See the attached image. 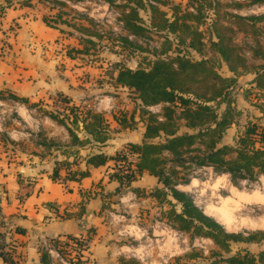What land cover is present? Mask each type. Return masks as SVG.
Masks as SVG:
<instances>
[{"label":"trees","instance_id":"obj_1","mask_svg":"<svg viewBox=\"0 0 264 264\" xmlns=\"http://www.w3.org/2000/svg\"><path fill=\"white\" fill-rule=\"evenodd\" d=\"M32 1H0V20L8 8L17 5L30 6ZM44 1H54L62 7L69 8L67 3L76 4L87 0ZM261 1L264 0H252L251 3ZM107 2L118 10L117 19L128 32L127 36H121L117 40L121 48L130 53L140 51L142 54L148 49L138 45L133 39H150L153 34L162 39L160 54L149 60L148 67L133 69L116 64L118 70L116 83L139 93L138 97L134 98L140 102L139 105L136 103L135 108L145 121V133L140 144L130 143L128 150L120 151L113 157L117 168L111 177L121 186L130 187L143 171L156 176L160 185L149 196L161 209L160 220L173 230L184 234L190 233L191 237L209 238L216 248L209 250L205 264H264V251L255 255L247 249L235 250L231 245L260 242L264 240V233L248 234V237L227 233L221 224L199 209L188 194L177 189L179 169L184 168L186 159H190L191 165L195 167L207 166L215 173L228 175L230 181L235 184L239 181L256 182L264 176V44L255 41L252 56L262 62L252 68L255 74L252 81L254 85L244 92L246 99L250 94L256 96V101H253L252 105L258 114L249 111L245 115L244 123H239L237 116L241 111L232 105L231 94L238 85V77L242 72L249 71V65L240 48L232 43V34L235 30L223 26V17L221 19L218 9L221 6L220 0H187L185 5L168 0H107ZM237 7L240 8L242 5L237 4ZM64 15V12L57 11L49 17L52 21L45 16L42 19L48 26L57 28L64 34L79 33L84 47L69 48L67 55L73 57L79 54L88 61H92L88 58L98 57L99 46H96V42L101 36L90 33L86 26H76L67 21ZM226 18L233 23L237 22L240 30L246 27L253 28L247 22H258L262 19L255 16L244 18L228 13ZM238 22L242 24L239 25ZM203 27L205 29H202ZM207 41L211 57L206 53ZM214 57L224 62L233 76L223 77L217 71V66L213 62ZM10 97L27 104L24 98L14 95ZM61 100L69 103L65 98ZM223 103L226 107L220 115L217 106ZM155 105L161 106L158 115L147 109ZM31 107L67 126L73 140L77 139V134L72 126H77L79 120L89 137L95 141L102 142L108 137L106 126L102 124V115L91 109L80 110L75 105H68L67 111L65 109L60 112L37 105ZM70 116H73L72 121ZM119 123L122 126H130L126 119H120ZM234 123L239 126L235 144L218 146L224 131ZM181 127L182 132L178 133ZM135 154L136 159H132L131 156ZM106 159V156L96 154L89 160L92 164L98 165L104 163ZM85 174L86 172H74L69 178L75 179L77 175L81 177ZM57 175L58 172L55 170L53 179H57ZM133 192L137 197L143 196L138 188L133 189ZM80 237L84 235L65 236L53 241L66 253L76 248L75 245L80 243ZM87 238L91 239L90 234ZM0 254L5 261L13 263L12 259L8 260V253ZM193 257L190 253L182 255L183 259ZM119 260L120 264H141L134 258L122 257ZM42 264H49L44 251Z\"/></svg>","mask_w":264,"mask_h":264},{"label":"crops","instance_id":"obj_2","mask_svg":"<svg viewBox=\"0 0 264 264\" xmlns=\"http://www.w3.org/2000/svg\"><path fill=\"white\" fill-rule=\"evenodd\" d=\"M0 28V232L5 237L0 253H8V260L13 261H5L0 254V264H42L44 241L89 234V264H120V258H128L129 248L117 244L118 238L102 214L126 188L111 177L117 168L113 157L128 150L130 143L140 144L143 140L145 121L135 108L136 101L126 94L118 101L120 91L128 88L116 83L117 69L106 82L97 61H88L79 54L67 55L69 48L84 47L79 33L66 34L73 39L67 44L61 42V30L20 6L6 10ZM43 46L49 50L43 51ZM254 77L253 72H247L249 88L254 85ZM10 95L26 99L27 104L17 103ZM31 105L60 112L67 111L68 105L91 109L102 115L108 137L95 141L79 120L77 126H72L77 134L73 140L67 126ZM245 115L244 120L242 111L237 116L239 123H244ZM117 119H126L130 126H122ZM137 120L139 131L135 129ZM233 128L234 138L227 141L226 135ZM238 130L239 126L232 124L218 146L234 145ZM96 154L107 159L94 165L89 159ZM55 170L57 179H53ZM74 172L86 174L70 179ZM150 179L152 183L148 184ZM159 185L156 176L143 171L123 194L136 196L133 189L138 188L143 196L137 199L148 198L156 203L149 194ZM238 248L257 255L264 251V240L239 243Z\"/></svg>","mask_w":264,"mask_h":264},{"label":"rangeland","instance_id":"obj_3","mask_svg":"<svg viewBox=\"0 0 264 264\" xmlns=\"http://www.w3.org/2000/svg\"><path fill=\"white\" fill-rule=\"evenodd\" d=\"M168 1L182 5L187 2V0ZM251 1L220 0L221 6L218 8L221 19L223 17V26L235 30L232 34V43L240 48L242 56L249 65L250 72H252V68L262 62L259 58L252 56V49L256 45L255 41L258 40L264 44V1L258 3H251ZM67 4L69 8L62 7L54 1L33 0L30 6L22 7L30 15L45 16L48 20H51L49 17L57 11H62L65 13L63 17L67 21L74 23L76 26H86L90 33L100 35L101 38L96 42V46H99L97 47L99 49L98 57L88 59L97 61V67H100L102 71L103 81H110L112 73L117 68L116 64H122L133 69L148 67L149 60L153 56H159L162 39L156 34L151 35L150 39H133L138 45L148 49L145 53L141 54L140 51L130 53L120 47L117 41L118 38L127 36L128 32L123 29L117 19L118 15L115 13L118 10L111 7L107 0H88L76 4ZM237 4H241L242 7L238 8ZM103 6L108 9L103 8ZM227 13L244 18L255 16L262 17V19L258 22H247L253 28L246 27L244 30H240L238 28L241 27H238L237 22L233 23L229 18H226ZM238 24L241 25L242 23L238 22ZM13 29H15V26H13ZM202 29H205V27ZM60 37L61 42L65 41L66 44L73 39L66 34H61ZM205 38L207 40L208 35ZM208 46L207 41L206 53L207 56L211 57V50ZM46 47L43 46V51L48 49V46ZM58 53H61V51ZM195 56L197 57L196 54ZM213 62L217 66V71L223 77L233 76L229 74L224 62L216 57H214ZM247 72H242L244 75L238 77V85L232 90L231 94L234 108L242 111V120H244L243 116L248 110L255 111L252 102L256 101V96L250 94L246 100L243 98L244 90L249 89L248 85L246 86ZM106 89L112 90L111 88ZM120 92L119 97H117L119 102L123 99L120 95L126 94L127 97L132 98L139 95L138 91L134 89L131 91L124 89ZM135 103L139 105L140 102L137 100ZM225 107V103L219 104L217 112L223 113ZM147 109L158 114L160 105L151 106ZM122 110L124 111V108ZM138 123L139 120L136 122V131L140 130ZM233 131L235 132V128L226 135L225 139L227 141L233 140ZM186 161V164H183L184 168L179 169L180 178L177 189L188 194L194 200L195 205L207 216L219 222L227 233L238 234L242 237H248V234L253 233H264V176H261L256 182L239 181L235 184L229 180L226 174L215 173L211 167L207 166L195 167V165H191L192 161L190 159H186ZM194 179L199 180V185L191 187L190 185ZM150 183H152L151 179L148 184ZM126 189L128 187L122 190L114 200H111L113 203L109 208H106L107 210L102 214V217L111 232L118 238L117 244H124L129 248L126 252L128 258H134L141 264L206 263L205 257H208L209 250L215 247L209 238L191 237L190 233L184 234L171 229L165 222L160 220L161 209L156 203H152L148 198L137 199L131 192L123 194ZM231 245L233 249H238L237 243ZM184 253H190L194 257L183 259L182 255ZM223 253L226 255L225 252ZM176 257L180 258L175 259Z\"/></svg>","mask_w":264,"mask_h":264},{"label":"built area","instance_id":"obj_4","mask_svg":"<svg viewBox=\"0 0 264 264\" xmlns=\"http://www.w3.org/2000/svg\"><path fill=\"white\" fill-rule=\"evenodd\" d=\"M115 14L119 16L118 12ZM119 23L122 25L121 21H119ZM18 102L20 101H17V103ZM2 105L3 102H0V106ZM117 120L120 121V119ZM87 237L88 235L80 237V243L75 245L76 248L68 250L66 253H64L61 250L62 247L59 244L54 243L53 240L44 241L42 249L48 256L49 264H89L88 250L91 246V239ZM4 245L5 237L3 236V233L0 232V251L4 249Z\"/></svg>","mask_w":264,"mask_h":264},{"label":"bare ground","instance_id":"obj_5","mask_svg":"<svg viewBox=\"0 0 264 264\" xmlns=\"http://www.w3.org/2000/svg\"><path fill=\"white\" fill-rule=\"evenodd\" d=\"M199 185V180L198 179H194L193 183L190 185L191 187H196Z\"/></svg>","mask_w":264,"mask_h":264},{"label":"water","instance_id":"obj_6","mask_svg":"<svg viewBox=\"0 0 264 264\" xmlns=\"http://www.w3.org/2000/svg\"><path fill=\"white\" fill-rule=\"evenodd\" d=\"M72 154H74V153H72Z\"/></svg>","mask_w":264,"mask_h":264}]
</instances>
